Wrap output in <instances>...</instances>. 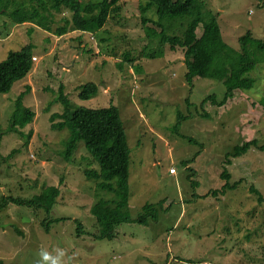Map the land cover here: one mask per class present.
I'll return each mask as SVG.
<instances>
[{"label": "rangeland", "instance_id": "obj_1", "mask_svg": "<svg viewBox=\"0 0 264 264\" xmlns=\"http://www.w3.org/2000/svg\"><path fill=\"white\" fill-rule=\"evenodd\" d=\"M146 2L122 0L98 33L57 34L64 18H71L65 8L55 12L53 31L0 17V60L25 43L35 44L31 72L10 91L0 92V200L6 195L31 197L48 185L61 188L51 211L10 202L0 212V264H37L41 249L55 257L57 248L72 257L71 264H264V203L251 189L255 185L264 195V150L253 147L231 164L224 162L226 153L244 140L258 138L264 144V107L259 102L264 59L252 72L257 78L253 88L236 90L225 105L208 101L202 106L211 93L224 96V83L201 76L188 82L181 46L165 44L164 56L149 55L159 49V38L149 36L146 26H155L158 15L153 5L146 13L152 20L143 22ZM206 3L218 12L224 39L235 49L248 30L264 37V0ZM167 25V30L181 32L178 22ZM90 80L99 84V91L82 99L78 87ZM62 84L74 106H119L131 147L129 211L135 219L146 204L158 203L155 221L122 222L114 238L95 236L99 225L92 206L111 193H97L96 179L85 174L86 168L99 165L84 140L72 160L61 153L70 130L54 128L51 114L63 110L57 100ZM26 89L24 102L36 115L15 130V101ZM179 110L187 115L180 133L173 129ZM202 143L196 160L184 164ZM225 166L231 182L243 180L239 186L225 194L199 196L223 185ZM55 217L67 218L46 229L45 221ZM78 220L84 228L80 233Z\"/></svg>", "mask_w": 264, "mask_h": 264}, {"label": "trees", "instance_id": "obj_2", "mask_svg": "<svg viewBox=\"0 0 264 264\" xmlns=\"http://www.w3.org/2000/svg\"><path fill=\"white\" fill-rule=\"evenodd\" d=\"M121 1L0 0V17L9 18L11 24L31 22L34 26L53 31L55 12L65 8L71 12V18H64L66 23L57 27V34L63 35L70 30L98 33L106 25L110 16L120 10ZM142 4V17L146 24L152 20L147 16V11L153 5L157 6L158 19L153 21L155 26H146V29L149 36L159 38V49L155 52L151 51L149 55L164 56L163 45L165 44H170L171 47L181 46L184 48L185 77L188 82L192 84L196 76H201L219 79L224 83L226 87L224 96L219 99L216 93H211L204 98L202 106L208 101L220 106L225 105L235 96L236 90L251 89L256 85L257 78L252 72L264 59L261 55L264 52V37H256L251 30H248L239 37L240 49H235L224 39L218 12L210 9L206 0H147ZM173 21L181 26V32L167 30V24ZM201 26L202 33L199 35L198 28ZM34 63L35 44L33 42L25 43L21 48L9 51L7 57L0 60V92L10 91L17 80L31 72ZM98 91L99 84L90 80L79 85L78 96L89 99L96 96ZM27 92L28 89L21 91L15 101L11 116L12 129L22 130L34 121L36 111L24 102ZM57 100L62 103L63 110L51 114L52 126L70 130V136L64 140L65 148L61 152L62 155L66 160H72L79 142L84 140L87 150L99 165V168H86L85 174L88 178L96 179L97 193L101 191L111 193L110 197L101 196L92 206V212L99 225L95 236L112 239L117 235L116 228L122 222L138 221L148 224L150 217L155 221L158 203L146 204L145 212L135 219L129 211L131 147L119 106L114 103L104 107L74 106L69 94L65 91L64 84L59 88ZM259 102L264 107V93L259 98ZM207 114L209 113L202 115ZM58 118L60 120H57ZM185 118L187 115L179 110L177 121L173 125L175 131L180 133V127ZM190 139L197 143L193 137ZM203 147L202 143L201 148L183 163L187 165L194 162ZM253 147L264 150V144L258 138L244 140L226 153L224 162L231 164L235 157L244 155ZM190 169L196 174L194 167L190 166ZM221 176L224 183L220 188H214L206 195H197L207 197L210 194H225L227 189H235L243 181L239 179L231 182L232 173L226 166ZM192 184L196 187L199 182L195 180ZM251 189L258 194L259 202L264 203L263 193L255 185H252ZM60 194L61 188L58 184L45 186L41 192L27 198L6 195L0 200V212L10 202L51 211ZM164 201L165 199H162L159 203L163 205ZM66 218L55 217L54 220H46L45 222L48 221L46 229L49 230L54 221ZM78 221L80 233L84 231V228L82 221Z\"/></svg>", "mask_w": 264, "mask_h": 264}, {"label": "clouds", "instance_id": "obj_3", "mask_svg": "<svg viewBox=\"0 0 264 264\" xmlns=\"http://www.w3.org/2000/svg\"><path fill=\"white\" fill-rule=\"evenodd\" d=\"M55 252H57L58 255L54 257L52 253L46 249H41L38 253L39 260L37 264H71L72 257L68 256L64 249L57 248Z\"/></svg>", "mask_w": 264, "mask_h": 264}]
</instances>
